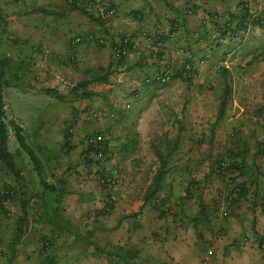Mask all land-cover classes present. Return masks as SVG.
<instances>
[{
    "label": "crops",
    "instance_id": "1",
    "mask_svg": "<svg viewBox=\"0 0 264 264\" xmlns=\"http://www.w3.org/2000/svg\"><path fill=\"white\" fill-rule=\"evenodd\" d=\"M4 1L5 115L38 165L26 154L17 177L0 173L12 190L0 264H264V121L243 116L263 106L264 0ZM122 38L128 52L116 58ZM167 67V82L144 83ZM11 95L47 102L35 124L11 112ZM95 134L110 149L101 164L118 173L113 202L88 151ZM157 135L190 145L147 202L139 192L158 167L140 162L161 159ZM7 143L22 157L10 131Z\"/></svg>",
    "mask_w": 264,
    "mask_h": 264
},
{
    "label": "trees",
    "instance_id": "2",
    "mask_svg": "<svg viewBox=\"0 0 264 264\" xmlns=\"http://www.w3.org/2000/svg\"><path fill=\"white\" fill-rule=\"evenodd\" d=\"M3 5H4V3H3ZM3 5L0 3V47L2 46L3 35L6 32V29L8 26V19H7L8 15L5 12ZM236 24H238V21L235 23V26H236ZM260 25H262L264 27V23L260 24ZM228 27H230V26L228 25L225 28L224 23H221L220 27H218V28H219V30L224 29L225 31H227ZM236 29L237 28H235V30ZM10 68H11V64H10L9 60L6 57H4L2 54H0V170H1L0 173L9 172L14 177H17L19 169L17 168V166L12 161V154L7 150V141H8V132L9 131L11 132V134H12L14 140L16 141L18 147L28 155L29 160L31 161V164L35 169H37L38 164H37V159L35 158V156L31 152V150L29 149L27 144L25 143L24 136L22 134L20 127H18L17 124H15L13 122V120L7 119L6 115H5V108H4L5 103H4V99H3V92H4V89L10 85V80L7 77V74L11 70ZM218 68H222L221 70L225 69L224 67H218ZM181 70H182V67H181ZM181 70H180V73H181ZM183 78H185V79L190 78V77H187L185 75L184 69H183ZM149 82L157 83L155 80L150 79V78L147 81H144V83H149ZM262 105L263 106L260 108V111L263 112V115H264V97H263V104ZM222 116H223V107L218 106L217 112L215 115V122H218L222 118ZM91 136H94V135H91ZM100 143L103 145L104 151L109 153L110 149H109L106 141L103 138L101 140L97 141V144H100ZM129 146L130 145H126L125 150H127V148H129ZM87 147H88L89 152H91L92 154L93 153L95 154V149H96L95 145H91V143H87ZM162 174H163V171L159 167L156 170L155 175L153 176L152 181L150 182V185L148 186L146 192L144 193V199H148V197H150L151 195L156 193V191L160 187V184H161L162 179H163ZM0 186L2 187L1 190H3V191L11 190V188L9 186L5 185L4 182H0ZM100 186L103 187L102 185H100ZM3 191L0 192V205L2 204V202L5 199H9L12 195V190H11V193H8V192L4 193ZM107 198H108V201H110L108 196H107ZM110 202H112V201H110ZM0 211L3 213L1 216H4L5 212L1 210V207H0Z\"/></svg>",
    "mask_w": 264,
    "mask_h": 264
},
{
    "label": "rangeland",
    "instance_id": "3",
    "mask_svg": "<svg viewBox=\"0 0 264 264\" xmlns=\"http://www.w3.org/2000/svg\"><path fill=\"white\" fill-rule=\"evenodd\" d=\"M0 3L2 5L4 3V5H5L6 1L0 0ZM8 97H9V102H8L7 98H5V99H6V103L10 104L11 112L13 114H15L17 117H20L22 120H25L26 123L31 124V125L35 124L36 118H38V116L42 114L43 109L47 105V102L41 100V98H36L35 100H33V102H31L30 104L27 105L25 102L19 101L18 99H16L12 95L8 96ZM22 103H24V104H22ZM249 114H251L253 116L255 114L257 120L261 119L264 121V115H263V112H261V111L258 113H253V112L251 113L250 111H247V113H244L243 116H247ZM190 115H191V113L189 112V110L183 108V118L188 119V117ZM210 118H211V114H210ZM189 145H190L189 143H182V144L164 143L161 136L157 135L155 138V143L153 145H151L152 148L150 149V151L152 150L151 154H153L154 151H156L157 153L159 152L161 159L157 160V158H156V160H154V162H151L152 158H148L147 155L143 154L145 156H144V159L140 163L142 164L143 168L144 167L148 168L149 166L151 167V165L153 163H155L158 168L160 167V169H162V171L166 170L168 168H171V167H175L178 165V162L183 161V156H184V154H187ZM196 146H198L199 149H197V151L199 152L200 149L202 148V146L201 145H196ZM8 147H9V145L7 143V149H8ZM129 150H130V146H129ZM175 150H176V152L174 154H172V152H174ZM185 151H186V153H185ZM21 153H22V157L20 156L19 153L16 154V152H12V161L14 164H19V166H24L25 163L27 164V155L24 151H21ZM162 153H165V154H162ZM180 154H181V157H180L181 160L178 159ZM163 156H164V158H163ZM135 160H136V158L126 159L125 160V163L127 165L126 167L130 168V166L132 164L135 165V162H134ZM182 168H183V166H182ZM0 172H1V170H0ZM140 180H141V182H145V180H147V176H145L144 179H143V177H141ZM145 191L139 192L140 199L141 200L143 199L144 201L149 200V202H150V200L155 197V194L148 197V199H144Z\"/></svg>",
    "mask_w": 264,
    "mask_h": 264
},
{
    "label": "built area",
    "instance_id": "4",
    "mask_svg": "<svg viewBox=\"0 0 264 264\" xmlns=\"http://www.w3.org/2000/svg\"><path fill=\"white\" fill-rule=\"evenodd\" d=\"M114 13L113 9H102L101 10V14L102 16H110ZM214 19H220L219 16H214ZM128 40L126 38H122L119 45L116 46L113 50V55L114 57H119L122 55H125L128 52ZM228 65V61L227 59L223 58L220 59L217 66L218 67H227ZM182 70H181V74L183 75V69L185 70V75L187 77H191L192 76V72H193V65L190 64L189 62H183L182 63ZM171 69L170 68H166L164 69L162 72H160L159 74H156L152 79L155 80L158 84H163L165 82H167L171 76ZM148 79H146L145 81H147ZM99 113L92 111L91 112V116L92 117H96L98 116ZM102 136L100 134L94 135V136H90L89 138H87V143H91V145H95L96 149H95V157L97 159V162H99V164H97V168L98 171L100 173L98 181L99 184L103 186V188H105V190L107 191V195L110 199V201H115L116 197L114 195V187L117 185L118 183V173L115 169L113 168H105L101 163L102 161L105 160V157L109 154L108 152L104 151V147L103 145L97 144V141L101 140ZM229 161L227 159L222 160L221 161V167L225 168L228 165ZM2 187L0 186V192H2L3 190H1ZM4 193L8 192L11 193V190L9 191H3ZM7 200V199H5ZM4 200V201H5ZM3 213L0 211V216ZM4 215H8V213H4Z\"/></svg>",
    "mask_w": 264,
    "mask_h": 264
}]
</instances>
